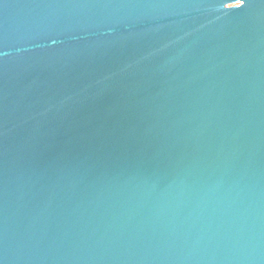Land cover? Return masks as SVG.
I'll use <instances>...</instances> for the list:
<instances>
[{
	"label": "water",
	"instance_id": "obj_1",
	"mask_svg": "<svg viewBox=\"0 0 264 264\" xmlns=\"http://www.w3.org/2000/svg\"><path fill=\"white\" fill-rule=\"evenodd\" d=\"M0 264H264V0H0Z\"/></svg>",
	"mask_w": 264,
	"mask_h": 264
}]
</instances>
